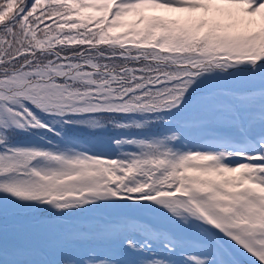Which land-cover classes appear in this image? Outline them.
Returning a JSON list of instances; mask_svg holds the SVG:
<instances>
[{
  "label": "snow or ice",
  "instance_id": "snow-or-ice-1",
  "mask_svg": "<svg viewBox=\"0 0 264 264\" xmlns=\"http://www.w3.org/2000/svg\"><path fill=\"white\" fill-rule=\"evenodd\" d=\"M0 264H264V0H0Z\"/></svg>",
  "mask_w": 264,
  "mask_h": 264
}]
</instances>
